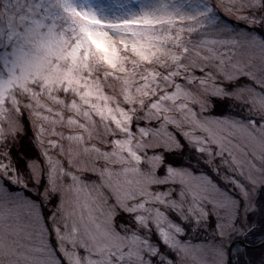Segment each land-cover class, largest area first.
Here are the masks:
<instances>
[{
    "label": "snow or ice",
    "instance_id": "1",
    "mask_svg": "<svg viewBox=\"0 0 264 264\" xmlns=\"http://www.w3.org/2000/svg\"><path fill=\"white\" fill-rule=\"evenodd\" d=\"M0 264H264V0H0Z\"/></svg>",
    "mask_w": 264,
    "mask_h": 264
}]
</instances>
